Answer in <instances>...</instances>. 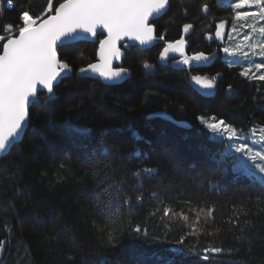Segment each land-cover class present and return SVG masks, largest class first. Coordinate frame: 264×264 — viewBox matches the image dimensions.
<instances>
[{
	"label": "trees",
	"instance_id": "16d2710c",
	"mask_svg": "<svg viewBox=\"0 0 264 264\" xmlns=\"http://www.w3.org/2000/svg\"><path fill=\"white\" fill-rule=\"evenodd\" d=\"M169 2V10L155 23L163 43L144 51L121 47L122 67L132 74L121 85H104L79 74L80 67L96 62L98 43L58 49L72 72L55 88L51 103L31 107L23 139L0 160V240L7 241L0 264H67L69 254L74 257L71 264H95L97 258L106 264H264V187L237 168V154L229 152L228 141L218 142L198 120L215 116L245 131L264 126V81L241 77V67L229 66L233 58L222 51L242 42L248 29H229L232 39L227 37L219 47L207 36L215 35L221 20L232 25L234 0ZM11 3L9 7L8 0H0V27L16 24L19 12L29 6L40 13L44 0ZM204 3L210 9L207 16L201 11ZM189 22L194 27L188 54L220 55L208 68H177L158 58L164 42L184 35L182 25ZM144 60L153 65L151 70L144 69ZM191 75L215 76V96L196 93ZM45 95L40 94L42 104ZM157 112L169 119L152 117ZM178 122L190 127H178ZM70 129H86L87 134L75 135ZM145 168L156 171L134 175ZM113 177L120 181L115 195ZM166 207L169 216H164ZM201 208L205 214L196 225L200 231L190 234L188 225L196 218L192 210ZM208 208L214 211L205 219ZM181 212L188 216L187 224L173 216ZM234 213L243 232L230 224ZM109 226L115 229L114 247L100 231ZM137 226L139 233L134 231ZM181 239L183 244L178 243ZM208 247L225 251L208 253L204 260L202 250ZM237 248L239 252L228 254ZM178 249L183 254L175 255Z\"/></svg>",
	"mask_w": 264,
	"mask_h": 264
},
{
	"label": "snow or ice",
	"instance_id": "6c2138e0",
	"mask_svg": "<svg viewBox=\"0 0 264 264\" xmlns=\"http://www.w3.org/2000/svg\"><path fill=\"white\" fill-rule=\"evenodd\" d=\"M8 6H13L11 0H8ZM31 7L19 12L16 24H5L0 27V42H2L0 43V156L7 154L21 138L27 127L30 106L36 104L43 107L51 103L55 96L58 79L67 78V75L72 72L70 64L59 58L60 46L88 37L96 38L99 43L96 52L97 62L80 67L78 72L82 77L89 79L98 77L109 82V86H117L116 82L124 81L129 75L128 69L113 67V62L120 60L122 56L120 42L134 41L140 46H147L157 39L164 40V35L157 36L153 21L167 13L170 2L169 0H44L40 13H33ZM230 7L233 20L232 31L237 32L238 28H249L251 31L243 34L242 42L234 46H225L222 51L233 58L228 61L229 66L241 67L239 72L241 77L247 80L264 81V71H261L264 70V23H261L264 22V0H234ZM244 8L248 10L240 11ZM201 11L208 13V4H202ZM249 18L252 23H247ZM236 22L244 23L237 25ZM226 23L227 21L221 20L215 24L217 38L223 40L222 30ZM193 27V23H184L182 32L186 35ZM98 30H101L100 35L103 38L98 36ZM207 38L212 39V36L208 35ZM228 39H232L231 34ZM186 44L184 35L174 42H166L162 51L159 52V60H173L177 64L189 67L209 61L210 57L204 52L186 54ZM177 55L180 57L179 60L176 59ZM253 57H258L259 61L257 62ZM143 67L151 70L153 65L144 60ZM190 80L201 89L211 91L215 87L216 77L191 75ZM42 90H46L43 104L38 95V92ZM154 116L161 119L167 118L166 113H156ZM198 120L213 137L217 138L218 142L228 141L229 152L237 154L235 155L237 168L264 187V126L254 125L245 131L215 116L209 118L200 116ZM69 131L80 136L87 134L86 129H70ZM132 134L139 138L135 132ZM103 150L107 151L106 148ZM107 167L111 168L110 165ZM155 171V169L145 168L134 175L151 176ZM112 179L114 183L110 185L113 189L111 194L115 195L118 194L120 181L115 177ZM153 196L155 197L156 194L153 193ZM137 198L140 199V197ZM9 207L14 209L15 205L10 203ZM170 211L166 207L164 216H169ZM192 211L196 213L195 223L188 226L191 228L190 234H195L200 231L196 225L205 214V209ZM213 211L214 209L208 208L205 219L211 218ZM239 212L247 215L243 208ZM173 216H179L186 224L188 223V216L182 212L173 213ZM230 224L233 228L239 227L241 232L244 231L238 215L230 220ZM243 224L248 225L249 221L245 220ZM100 231L107 237L106 243L114 247L115 229L109 226V230L105 231L101 228ZM134 231L139 233L141 228L137 226ZM240 239L243 241L247 238L241 236ZM178 243L183 244V239ZM251 243L249 239L247 249L249 254L252 251ZM4 248L5 241L0 240V252ZM202 251L204 253L202 259L207 260L208 253L216 255L225 250L221 247H208ZM234 251L239 252L240 249L227 250L230 255ZM181 254L183 250L178 249L175 255ZM66 260L67 264H71L74 257L69 254ZM81 264L86 262L82 261ZM95 264H106V261L103 258H97ZM164 264H173V261L167 260ZM240 264H246V262L241 261Z\"/></svg>",
	"mask_w": 264,
	"mask_h": 264
},
{
	"label": "water",
	"instance_id": "95a60500",
	"mask_svg": "<svg viewBox=\"0 0 264 264\" xmlns=\"http://www.w3.org/2000/svg\"><path fill=\"white\" fill-rule=\"evenodd\" d=\"M209 10H210V9H209ZM208 12H209V11H208ZM207 14H208V13H206V14L204 13V16H207ZM162 16H163V15H162ZM162 16H161V17H162ZM161 17H160V18H161ZM160 18L154 20L153 23H154L155 21L159 20ZM229 27H230V22L227 21V23H226V25H225V28L222 30V32H223V34H224V38H223V40L220 39V38H217L216 36H214V41H215L219 46L223 45L224 42L226 41L227 36H228V32H229ZM100 31H101V30H98V36H100V37L103 38V36L100 35ZM191 31H192V29L190 30V32H189L188 34H186V35L184 34V35H185V36L189 35V34L191 33ZM157 41H158V39H157L156 41H153L152 44L147 45V46H140L137 42H134V41H121V42H120V47H122V46H124V45H127L128 47H137L139 50L144 51V50H147V49H151V48L155 45V43H156ZM78 42L98 43V40H97L96 38H93V37H88V38H86V39L78 40V41H75V42H73V43H67V44H64V45H62V46L70 45V44H74V43H78ZM160 42H161V41H160ZM165 44H166V42H164V46H165ZM62 46H60L59 48H61ZM98 47H99V43H98ZM59 48H58V49H59ZM188 50H189V47H188V45L186 44V49H185L186 54H188ZM121 52H122V49H121ZM58 55H59V54H58ZM188 55H189V54H188ZM206 55H208V54H206ZM208 56L210 57L209 61H207V62H205V63H201V64H199V65L193 64V65H191L189 68H191V69H204V68H208V67H210V66L214 63V61H215L220 55H219V53H216V54H210V55H208ZM59 58H60V56H59ZM122 59H123V55L121 56L120 60H118V61H114V62H113V67H114V68H115V67H122V64H121ZM176 59L179 60L180 57L177 55V56H176ZM96 62H97V58H96ZM96 62H95V63H96ZM162 62L170 63V62H174V61H173V60H168V61H162ZM174 65H175L177 68H179V67L182 66V65L177 64V63H175V62H174ZM69 75H70V73L67 75V77H68ZM131 77H132V74H131V72L129 71V75L124 79V81H122V82H116V85H121V84H123L124 82H126L127 80H129ZM64 79H65V78H64ZM64 79H58V83L56 84L55 88H56L58 85H60L61 82H62ZM93 80L99 81V82L103 83L104 85H109V82L103 81L102 79H100V78H98V77L95 78V79H93ZM190 86L196 91V93H198L200 96L205 97V98H212V97H214L215 94H216V91H215V90H211V91L203 90V89H201L199 86L195 85L193 82H190ZM41 93H46V90L39 91V92H38V95L40 96ZM33 105H34V104H33ZM33 105L30 106V109H31V107H32ZM30 109H29V112H30ZM157 113H165V112H157ZM155 114H156V113H155ZM166 115H167V114H166ZM152 117H156V116H154V114H153ZM168 119H169V116L167 115L166 120H168ZM174 123H175V122H174ZM26 125H27V127H26V129L24 130V132L22 133L21 138H20L19 141L16 142L14 145H16V144H18V143L21 142V140L23 139L24 134L26 133V131H27L28 128L30 127V114H29V118H28V120L26 121ZM176 125H177L178 127H182V128H186V129H188V128L190 127L189 124H188V123H185V122H178V123H176ZM14 145H13V146H14ZM13 146H12V148H13ZM12 148H11V149H12ZM11 149H10V150H11ZM10 150L8 151V153L10 152ZM8 153H7V154H8ZM7 154H5V155H3V156H0V160H1L3 157H5ZM6 246H7V241H5V248H4V250H3L2 252H0V262H1V260L3 259V257H4L5 250H6Z\"/></svg>",
	"mask_w": 264,
	"mask_h": 264
},
{
	"label": "flooded vegetation",
	"instance_id": "af4514ba",
	"mask_svg": "<svg viewBox=\"0 0 264 264\" xmlns=\"http://www.w3.org/2000/svg\"><path fill=\"white\" fill-rule=\"evenodd\" d=\"M156 22H157V21H155L154 24H155ZM155 28H156V27H155ZM192 31H193V29H192ZM192 31H191V33H192ZM188 36H189V35H187V36L184 35V38H185L187 44H188ZM160 41H161V42H160ZM157 42L163 43V40H159V39H158ZM157 42H156V43H157ZM156 43H155V44H156ZM219 47H220V46H219ZM136 48H137V47H136ZM188 53H189V52H188ZM173 63H174V62H173ZM190 69H191V68H190ZM191 70H198V69H191Z\"/></svg>",
	"mask_w": 264,
	"mask_h": 264
},
{
	"label": "rangeland",
	"instance_id": "374dc122",
	"mask_svg": "<svg viewBox=\"0 0 264 264\" xmlns=\"http://www.w3.org/2000/svg\"><path fill=\"white\" fill-rule=\"evenodd\" d=\"M237 23V25H239L240 24V22H236ZM249 23H252V21H249ZM262 23V22H261ZM259 26V25H258ZM229 29H231V25H230V27H229ZM246 29H248V31H251V29H249V28H246ZM214 36H212V38H213Z\"/></svg>",
	"mask_w": 264,
	"mask_h": 264
}]
</instances>
